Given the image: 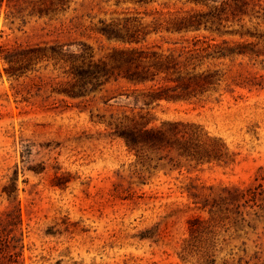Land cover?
Returning <instances> with one entry per match:
<instances>
[{
    "label": "rangeland",
    "instance_id": "obj_1",
    "mask_svg": "<svg viewBox=\"0 0 264 264\" xmlns=\"http://www.w3.org/2000/svg\"><path fill=\"white\" fill-rule=\"evenodd\" d=\"M44 1L0 0V264H264V0L255 7L259 18L243 20L263 37L248 40L259 55L200 51L188 70L216 71V83L149 107L134 99L142 86L126 80L81 97L58 92L60 69L25 62L21 53L84 43L100 57L124 46L89 29L100 19L136 16L147 24L168 11L209 7ZM222 1L229 0L209 5ZM225 25L152 32L133 45L184 60L206 41L239 40L226 32L238 25ZM5 59L16 60L13 70ZM134 113L166 140L129 148L127 122H119ZM257 185L263 194L238 205L225 192Z\"/></svg>",
    "mask_w": 264,
    "mask_h": 264
},
{
    "label": "trees",
    "instance_id": "obj_2",
    "mask_svg": "<svg viewBox=\"0 0 264 264\" xmlns=\"http://www.w3.org/2000/svg\"><path fill=\"white\" fill-rule=\"evenodd\" d=\"M152 0H117V2L147 3ZM213 0H185L194 4L208 6L207 11L194 8L178 11L177 13L167 12L160 22L158 19L143 24L136 16H125L109 22L100 19L99 25L90 26L92 32L100 33L108 39L122 42L124 46L112 48L107 54L95 57L90 46L80 43L77 50H70L65 44L56 42L52 45H39L24 50L21 59L25 62H51L54 69H60V75L64 78L58 88V92L70 97L85 96L88 92L94 91L109 82L126 80L134 85H141V92L134 97L144 106L149 107L152 103L161 100L190 99L196 93H202L216 83V71L207 69L202 72H191L188 66L191 60L198 57L200 51L212 49L207 56L221 58L236 55H259L253 48L257 42L248 41L249 38H263L257 31L253 30L243 22L245 17L252 21L254 17L259 18V11L256 6L261 5L262 0H229L222 1L220 5H209ZM46 5H62L66 0H45ZM264 16V15H263ZM264 18V17H263ZM237 24L238 28L226 30L229 34L237 35L239 40H222L220 44H210L207 41L204 45L188 49V55L184 60L179 57L183 53L175 55L172 52L163 53L155 49L135 46L142 43L150 33H157L163 30L167 32H188L196 31L201 27L211 28L212 31L220 32L221 27ZM14 68L15 59H5ZM195 66H193L194 70ZM12 72V71H11ZM160 76L158 79L157 77ZM142 109V107L140 108ZM123 138L129 148H139L142 144L149 146L166 140L163 129L150 127L149 121L140 113L131 116L124 115L119 124L123 125ZM184 136V135H183ZM185 139V138H184ZM186 138L184 141H188ZM260 185L240 188L232 186L225 188L230 200L238 205L255 201L257 195L263 191L258 190ZM192 197L196 193L191 192Z\"/></svg>",
    "mask_w": 264,
    "mask_h": 264
}]
</instances>
